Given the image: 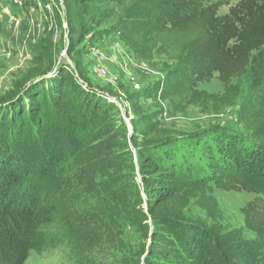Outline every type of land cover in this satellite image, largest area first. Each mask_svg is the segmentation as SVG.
I'll return each instance as SVG.
<instances>
[{
	"label": "trees",
	"instance_id": "obj_1",
	"mask_svg": "<svg viewBox=\"0 0 264 264\" xmlns=\"http://www.w3.org/2000/svg\"><path fill=\"white\" fill-rule=\"evenodd\" d=\"M65 4L72 15L69 29L78 37L91 32L89 21L118 17L115 31L136 51L150 58L160 52L176 61L180 67L155 93L172 110L191 103L215 110L232 106L239 94L233 79L251 75L240 122L251 131L252 146L240 148L241 140L236 138L224 148L235 156L232 166H222L235 172L218 186L257 194L242 207L245 227L254 237L220 236L221 230L214 234L204 224L187 219L184 213L191 199L211 190L209 172L201 162L178 163L147 146L140 151L142 181L149 215L159 226L147 264H264V0H238L224 15L219 13L223 1L65 0ZM215 73L223 83V94L199 88ZM67 89L83 97L80 108L94 104L100 111L97 92L67 67L57 70L47 85L33 84L17 100L14 95L0 98V264H24L33 251L54 244L45 227L58 217L57 178L61 167L79 159L84 147L82 120L68 108L71 101L63 100ZM54 113L60 114L58 119ZM111 148L98 142V158L106 159ZM215 161L219 164L216 157ZM89 182L96 185L95 174ZM198 201L209 211L216 205L213 196Z\"/></svg>",
	"mask_w": 264,
	"mask_h": 264
},
{
	"label": "rangeland",
	"instance_id": "obj_2",
	"mask_svg": "<svg viewBox=\"0 0 264 264\" xmlns=\"http://www.w3.org/2000/svg\"><path fill=\"white\" fill-rule=\"evenodd\" d=\"M204 1H223L219 13L224 15L238 0ZM71 17L65 0H0V98L14 95L17 100L33 84L47 85L57 70L67 67L97 92L101 107L100 111L94 104L80 108L83 97L66 90L63 100L71 101L68 108L82 120L84 147L79 159L61 167L57 178L58 217L45 227L54 244L33 251L24 264H147L159 231L149 215L142 181L140 151L147 146L178 163L201 162L209 172L210 176H203L211 190L191 199L184 213L187 219L204 224L214 234L221 230L220 236L241 233L253 238L242 207L257 194L218 186L235 172L222 166H232L235 156L224 148L236 138L241 140L240 148L252 146L251 131L240 122L251 75L233 79L239 94L232 106L215 110L191 103L175 111L155 93L180 67L176 61L160 52L150 58L136 51L115 31L118 17L89 21L91 32L85 37L69 29ZM199 88L224 93L218 73ZM55 113L58 119L60 114ZM100 141L112 146L103 161L96 149ZM93 174L96 185L89 182ZM208 196L216 200L210 211L198 201Z\"/></svg>",
	"mask_w": 264,
	"mask_h": 264
}]
</instances>
